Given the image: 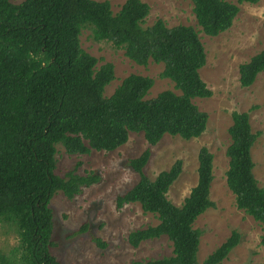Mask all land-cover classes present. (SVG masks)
I'll return each instance as SVG.
<instances>
[{
  "label": "trees",
  "instance_id": "obj_1",
  "mask_svg": "<svg viewBox=\"0 0 264 264\" xmlns=\"http://www.w3.org/2000/svg\"><path fill=\"white\" fill-rule=\"evenodd\" d=\"M259 1L191 0L196 23L208 36L231 27L238 4ZM149 9L141 0H125L116 13L107 0H0V222L13 227L18 237L10 256L0 252V264H59L51 251L49 202L57 191L73 199L100 180L96 173H79L80 162L57 174L58 145L70 155L109 152L125 144L130 133H142L155 145L165 134L189 140L206 130L208 115L192 101L212 95L199 73L206 53L198 31L185 24L168 27L161 18L143 26ZM87 26L95 41L123 49L136 64L162 63L161 77L171 80L179 93L166 89L146 98L153 79L130 74L105 96L114 66L106 62L97 67V58L81 47L80 34ZM262 71L264 47L239 64V84L252 85ZM231 118L226 185L236 207L260 224L264 246V189L254 176L251 155L258 134L251 129L248 112L232 111ZM150 154L146 148L128 159L139 177L115 197V208L138 203L158 219L155 225L129 232L132 247L166 236L172 252L133 264H220L239 243V232L232 230L199 262L201 233L193 227L198 216L214 206L213 154L206 146L199 148L197 180L180 206L166 194L182 171V161L177 159L150 179L144 172ZM85 229L83 223L78 231ZM92 241L106 246L99 237Z\"/></svg>",
  "mask_w": 264,
  "mask_h": 264
},
{
  "label": "rangeland",
  "instance_id": "obj_2",
  "mask_svg": "<svg viewBox=\"0 0 264 264\" xmlns=\"http://www.w3.org/2000/svg\"><path fill=\"white\" fill-rule=\"evenodd\" d=\"M10 1L19 3L22 0ZM107 1L112 12L116 13L125 0ZM141 1L150 8L143 26L161 18L168 27L185 24L198 31L206 53V62L199 73L212 95L196 97L192 101L208 115L206 130L199 137L189 140L165 134L155 145H149L142 133H130L125 144L109 152L91 150L88 154L70 155L58 145L55 155L57 174L64 175L80 162L79 173H96L100 180L83 187L73 199L66 198L60 191L52 196L49 206L53 211L54 246L51 251L59 264H133L135 261L144 262L171 255L172 245L166 236L142 241L138 247L129 244L127 236L130 231L155 225L158 219L154 214L143 212L138 203H128L117 210L115 197L138 180V173L129 167L128 159L149 148L151 154L144 172L150 179L167 170L177 159L182 161V171L166 194L169 201L180 206L197 180L199 148L206 146L213 154L214 177L210 185V199L214 206L193 223V227L201 233L197 259L202 262L232 230H237L240 241L220 264H264L261 226L236 207L234 195L225 181L228 168L225 151L230 143L228 128L232 123L231 112H248L251 129L258 134L251 148L255 164L253 172L259 186L264 189V71L248 87H242L238 80L239 64L247 62L264 47V0L256 4H238L239 12L231 27L216 36L200 31L191 0ZM80 44L97 58V67L106 62L114 66L115 77L105 86V96L111 95L130 74L153 79L146 98L166 89L179 93L171 80L161 77L162 63L149 60L146 65L136 64L125 56L123 49L108 41H95L88 26L80 34ZM83 223H86V229L79 232ZM92 237H99L106 246L98 247ZM17 245L15 229L0 222V252L10 256Z\"/></svg>",
  "mask_w": 264,
  "mask_h": 264
}]
</instances>
